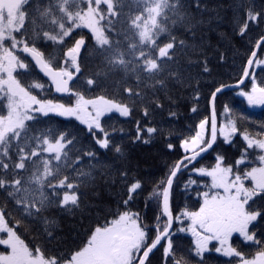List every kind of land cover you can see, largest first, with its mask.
I'll use <instances>...</instances> for the list:
<instances>
[{"label": "trees", "instance_id": "1", "mask_svg": "<svg viewBox=\"0 0 264 264\" xmlns=\"http://www.w3.org/2000/svg\"><path fill=\"white\" fill-rule=\"evenodd\" d=\"M87 4L26 0L25 22L16 30L56 68L67 48L84 40L69 94H54L27 54L29 68L17 77L45 99L72 104L75 94L102 98L127 105L129 115L113 110L88 126L75 116L36 112L3 133L0 210L34 254L55 264L85 248L96 229L133 213L148 235L130 263L136 264L168 225L164 190L188 154L182 142L203 120L210 121L214 91L242 78L264 36V0H113V13L101 5L108 37L102 44L84 27L65 34L70 17ZM260 60L264 42L246 83L216 96V142L200 160L183 161L168 205L172 230L145 264H240L264 251V188H255L251 176L263 161L264 107H252L239 94L253 81L264 88ZM36 76L43 80L41 88ZM9 101L0 89V116ZM219 166L227 182L250 188L245 206L255 215L250 239L241 233L231 237L230 256L217 252L216 242L202 249L192 231L196 214L217 191L213 170Z\"/></svg>", "mask_w": 264, "mask_h": 264}, {"label": "rangeland", "instance_id": "2", "mask_svg": "<svg viewBox=\"0 0 264 264\" xmlns=\"http://www.w3.org/2000/svg\"><path fill=\"white\" fill-rule=\"evenodd\" d=\"M26 0H0V89L9 97V108L0 116V136L8 130L20 125L33 113H56L63 116H75L88 126L105 113L118 110L123 115H129L127 105H118L107 99L96 98L84 100L78 95L73 96L72 104L63 101L45 99L41 95L32 93L24 87L18 77V71H27L28 62L25 57L27 45L16 34L25 22L26 14L23 4ZM87 6L70 17V25L66 29L69 33L77 27L87 28L96 42H108V37L102 25L103 12L101 5L105 4L108 13L114 12L113 0H87ZM81 38L68 47L61 69L65 74L77 73L79 66L77 56L83 45ZM74 50L75 54L68 58L67 52ZM264 60L258 61L260 64ZM41 88L42 81L36 76ZM47 85L52 86L48 79ZM239 94L245 97L254 108L264 107V88L253 81L249 89H240ZM210 136V121L203 120L196 134L182 142L184 150L192 153L204 146L206 138ZM264 148V142L261 144ZM217 175L215 186L217 191L210 196L195 217L193 233L202 249L216 242V251L230 256L233 253L231 237L235 233L245 235L247 239L250 224L255 215L250 213L245 202L250 197V188H243L234 182H227L223 168L213 170ZM255 188H264V155L262 164L251 173ZM242 194L244 197L242 198ZM242 198V199H241ZM248 234V235H247ZM148 239L147 231L141 228L133 213L125 212L113 219L104 227L95 230L85 248L78 251L73 257L61 264H130L138 258L141 248ZM0 243L7 251L1 253L0 261L4 264H55L34 254L9 226L0 210ZM240 264H264V251L257 252Z\"/></svg>", "mask_w": 264, "mask_h": 264}, {"label": "water", "instance_id": "3", "mask_svg": "<svg viewBox=\"0 0 264 264\" xmlns=\"http://www.w3.org/2000/svg\"><path fill=\"white\" fill-rule=\"evenodd\" d=\"M263 42H264V36H262L258 40L256 48L248 60V63H247V66H246V69L244 71L242 78L236 83L222 85L214 91L211 97L209 141L203 147L197 149L196 151L192 153L186 154L181 160L178 161L176 168L174 169V171L172 172V174L170 175L167 181V184L164 190V196H163V208L168 216V225L163 231H158L156 237L148 245L146 250L141 254L136 264H145L149 256L158 248L161 242L170 234L172 227H173V215H172V212L169 210L168 205L170 202L171 191H172L174 180L177 174L179 173V171L182 170V168L184 167L181 165L183 161L188 160V159H190V162H195V161L200 160L201 157L205 153H207L208 151L212 149L217 139V129H218L217 112H216V107H215L216 96L218 95L219 92L223 90H228V89L234 90V89L242 87L246 83L249 77L252 65L256 59L259 46ZM26 53H27L29 60L35 66V68L42 75L47 77L52 82L53 93L61 97L67 96L69 92L71 91L72 84L76 80V73L69 72L65 74L61 69L56 68L52 66L51 64L47 63L43 53L33 46H28L26 49ZM74 54H75L74 50H69L67 52V57L70 58Z\"/></svg>", "mask_w": 264, "mask_h": 264}, {"label": "flooded vegetation", "instance_id": "4", "mask_svg": "<svg viewBox=\"0 0 264 264\" xmlns=\"http://www.w3.org/2000/svg\"><path fill=\"white\" fill-rule=\"evenodd\" d=\"M4 252H5V251H3V252H0V254H1V253H4ZM0 256H2V255H0ZM0 264H4V263L0 261Z\"/></svg>", "mask_w": 264, "mask_h": 264}]
</instances>
